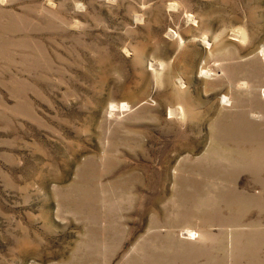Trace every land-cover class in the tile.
<instances>
[{
    "label": "rangeland",
    "instance_id": "rangeland-1",
    "mask_svg": "<svg viewBox=\"0 0 264 264\" xmlns=\"http://www.w3.org/2000/svg\"><path fill=\"white\" fill-rule=\"evenodd\" d=\"M0 264H264V0H0Z\"/></svg>",
    "mask_w": 264,
    "mask_h": 264
},
{
    "label": "bare ground",
    "instance_id": "bare-ground-1",
    "mask_svg": "<svg viewBox=\"0 0 264 264\" xmlns=\"http://www.w3.org/2000/svg\"><path fill=\"white\" fill-rule=\"evenodd\" d=\"M228 100V99H227Z\"/></svg>",
    "mask_w": 264,
    "mask_h": 264
}]
</instances>
